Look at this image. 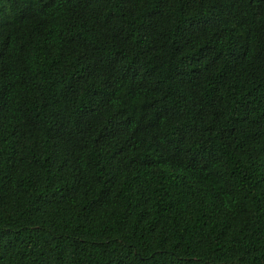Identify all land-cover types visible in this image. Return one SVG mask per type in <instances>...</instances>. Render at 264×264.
I'll return each instance as SVG.
<instances>
[{
  "label": "trees",
  "instance_id": "obj_1",
  "mask_svg": "<svg viewBox=\"0 0 264 264\" xmlns=\"http://www.w3.org/2000/svg\"><path fill=\"white\" fill-rule=\"evenodd\" d=\"M0 264H264V0H0Z\"/></svg>",
  "mask_w": 264,
  "mask_h": 264
}]
</instances>
